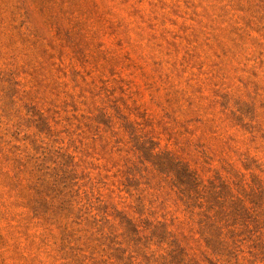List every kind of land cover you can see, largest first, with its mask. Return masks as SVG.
Wrapping results in <instances>:
<instances>
[{
  "label": "rangeland",
  "instance_id": "374dc122",
  "mask_svg": "<svg viewBox=\"0 0 264 264\" xmlns=\"http://www.w3.org/2000/svg\"><path fill=\"white\" fill-rule=\"evenodd\" d=\"M123 216L264 264V0H0V264H161Z\"/></svg>",
  "mask_w": 264,
  "mask_h": 264
},
{
  "label": "trees",
  "instance_id": "16d2710c",
  "mask_svg": "<svg viewBox=\"0 0 264 264\" xmlns=\"http://www.w3.org/2000/svg\"><path fill=\"white\" fill-rule=\"evenodd\" d=\"M168 173L173 174L175 187L179 190L181 195L185 194V191H191L197 187L198 178L196 174L190 171L189 167L182 163L177 162L173 158L166 159L162 163ZM122 219L125 221V233L129 236L130 241L140 245L142 240H145V244H149L154 240L157 243H162L166 240L167 236L172 239L170 243L171 251L166 253L163 257L161 264H248L240 258L242 254L241 245L242 241L234 239L236 235H232L231 238H224L220 233H208L210 228L202 229L200 238L194 239L197 243L203 242L205 244L206 251L201 255L203 260H199L191 255L186 248L183 247L182 242L175 234H169L166 231L164 225L155 226L149 236L142 237L145 232L150 230L149 224L146 222H135L132 219H128L123 216ZM122 220V221H123ZM103 220H98V216H95L93 225L98 227V223ZM105 224V222L103 223ZM107 224V222H106ZM218 231H221L220 229ZM254 258V254L252 256ZM134 262L133 258H130V264ZM151 259L148 260V264ZM255 263L254 260L249 264Z\"/></svg>",
  "mask_w": 264,
  "mask_h": 264
}]
</instances>
